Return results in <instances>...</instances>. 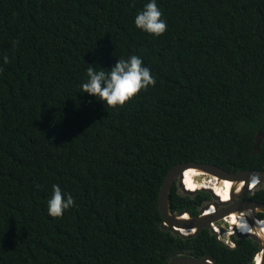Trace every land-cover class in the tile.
<instances>
[{"label":"trees","instance_id":"16d2710c","mask_svg":"<svg viewBox=\"0 0 264 264\" xmlns=\"http://www.w3.org/2000/svg\"><path fill=\"white\" fill-rule=\"evenodd\" d=\"M145 3L0 0V264L252 263L249 237L230 248L210 229H160L157 198L177 163L264 169V0H158L160 37L134 25ZM133 54L155 87L117 108L82 93L88 67ZM53 184L75 199L60 218L47 214ZM177 186L171 212L215 209ZM242 198L264 202V186Z\"/></svg>","mask_w":264,"mask_h":264},{"label":"water","instance_id":"95a60500","mask_svg":"<svg viewBox=\"0 0 264 264\" xmlns=\"http://www.w3.org/2000/svg\"><path fill=\"white\" fill-rule=\"evenodd\" d=\"M264 138V133L258 131L255 137V149L258 150L259 144ZM196 168L208 175L215 176L218 179H227L232 182L230 187L229 198L221 200L219 195L214 192L211 187H201L197 189H186L183 184L182 175L185 169ZM177 184L182 192L187 195L199 191L206 192L213 198L214 211L209 213V203L203 205L197 215H193L189 209H182L176 212H171L169 208V194L172 186ZM263 185L264 186V169L263 170H245L228 172L227 170L211 163H198L194 161L177 163L173 165L166 173L162 184L160 186L157 198L158 209L161 216L160 229L170 231L171 233L182 238L195 237L201 230L210 229L216 235V222L220 221L231 213H240L254 224L255 219H264V202H259L253 199H240L243 194H250L253 189ZM262 213L263 217L258 214ZM233 233L229 234V240L244 239L249 237L258 245V252L260 254V263L264 264V237L255 232H240L237 227L233 226ZM217 239L222 244L223 240ZM231 247L228 244H225ZM238 243L235 244L237 246ZM169 264H216L213 257L204 255L200 258L191 256H176L171 258Z\"/></svg>","mask_w":264,"mask_h":264},{"label":"clouds","instance_id":"9594fccd","mask_svg":"<svg viewBox=\"0 0 264 264\" xmlns=\"http://www.w3.org/2000/svg\"><path fill=\"white\" fill-rule=\"evenodd\" d=\"M134 25L140 31L153 37H160L167 31L168 24L162 9L158 5V0H147L142 10L137 12L134 18ZM2 60L4 64L9 62V58L6 55L2 57ZM2 70V67H0V71ZM85 71L86 79L80 84L82 93L95 97L111 108L123 107L141 91H147L149 87H155L156 85V79L150 68L145 66L141 56L135 54L127 58H118L110 69L97 68L91 65ZM209 205L211 204L209 203ZM74 206H76L74 197L64 192L58 184H53L51 196L47 200V214L53 218H60ZM224 218L221 220H226ZM239 228L242 232L248 230L245 218H241ZM233 232L232 230L231 233ZM229 234L227 235L228 239ZM238 240L240 239L234 238V241H230L231 244L225 241L224 243L232 248L236 247L235 244ZM257 254H254L251 264H254V258Z\"/></svg>","mask_w":264,"mask_h":264},{"label":"bare ground","instance_id":"6f19581e","mask_svg":"<svg viewBox=\"0 0 264 264\" xmlns=\"http://www.w3.org/2000/svg\"><path fill=\"white\" fill-rule=\"evenodd\" d=\"M183 174H185V181L190 186L191 189H197L201 187H211L215 193L221 197L230 191V187H232V182L227 179H218L215 176L207 175L205 172L196 169V168H187L184 170ZM197 176V178H195ZM201 176H207L202 177ZM209 213H212L214 210L209 209ZM241 218H245L243 214L240 213H231L229 216H226V219L232 229V226L235 225L240 231L239 225L241 223ZM246 219V218H245ZM247 220V219H246ZM248 230L247 232H255L256 234L264 237V220L255 219L254 224H252L249 220H247ZM232 231H230L231 233ZM254 264L260 263V254L258 253L254 258Z\"/></svg>","mask_w":264,"mask_h":264},{"label":"rangeland","instance_id":"374dc122","mask_svg":"<svg viewBox=\"0 0 264 264\" xmlns=\"http://www.w3.org/2000/svg\"><path fill=\"white\" fill-rule=\"evenodd\" d=\"M202 177H206L207 178V176H201L200 178H198V180H200ZM195 178H197V176ZM178 192L181 193V189L179 187H178ZM208 202H212V200H209ZM214 224H215V228L217 230V237L220 240H223V241L227 242L228 244H231L227 235L229 234V231L230 230L232 231L233 229H231V226H230L229 222L227 220H221V221H218V222H216Z\"/></svg>","mask_w":264,"mask_h":264},{"label":"flooded vegetation","instance_id":"af4514ba","mask_svg":"<svg viewBox=\"0 0 264 264\" xmlns=\"http://www.w3.org/2000/svg\"><path fill=\"white\" fill-rule=\"evenodd\" d=\"M242 199H246V198H242ZM250 199V198H249ZM203 205H200L199 206V208H198V210L202 207ZM176 212V211H175ZM239 241V240H238ZM258 252V249H257V251L255 252V254ZM178 256H190V255H187L185 252L184 253H182L181 255H178ZM204 256V255H203ZM176 257V256H175ZM191 257H193V256H191ZM171 260V259H170ZM170 262V261H169Z\"/></svg>","mask_w":264,"mask_h":264}]
</instances>
